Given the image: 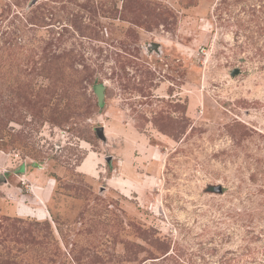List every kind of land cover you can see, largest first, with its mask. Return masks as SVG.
<instances>
[{
	"label": "rangeland",
	"instance_id": "1",
	"mask_svg": "<svg viewBox=\"0 0 264 264\" xmlns=\"http://www.w3.org/2000/svg\"><path fill=\"white\" fill-rule=\"evenodd\" d=\"M32 2L0 0V264H264V0Z\"/></svg>",
	"mask_w": 264,
	"mask_h": 264
},
{
	"label": "crops",
	"instance_id": "2",
	"mask_svg": "<svg viewBox=\"0 0 264 264\" xmlns=\"http://www.w3.org/2000/svg\"><path fill=\"white\" fill-rule=\"evenodd\" d=\"M5 167H7V166H5ZM8 167H13L12 166V164L11 163H9V166ZM23 168L21 167L20 168V170H22ZM2 175H4V174H2ZM3 177V176H2ZM26 183H28V182H26ZM30 186H32V185H30ZM41 187V189H43L44 187H45V184L44 185H40ZM37 204V203H36ZM29 209H30V213H33L32 211H34V214L33 215H35V212H37V214H39V215H41L42 217L44 216V213L42 212V214H40V212H39V210L41 209L40 208V205H35L34 207H28ZM32 215V214H31ZM45 217V216H44Z\"/></svg>",
	"mask_w": 264,
	"mask_h": 264
},
{
	"label": "water",
	"instance_id": "3",
	"mask_svg": "<svg viewBox=\"0 0 264 264\" xmlns=\"http://www.w3.org/2000/svg\"><path fill=\"white\" fill-rule=\"evenodd\" d=\"M37 0H33L32 4H34ZM97 135L101 138L102 137V132H103V127H99L96 130Z\"/></svg>",
	"mask_w": 264,
	"mask_h": 264
}]
</instances>
